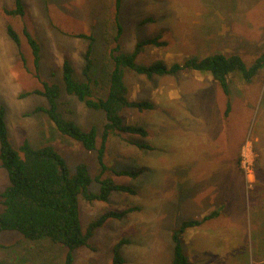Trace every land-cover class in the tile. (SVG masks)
<instances>
[{"label":"rangeland","instance_id":"374dc122","mask_svg":"<svg viewBox=\"0 0 264 264\" xmlns=\"http://www.w3.org/2000/svg\"><path fill=\"white\" fill-rule=\"evenodd\" d=\"M24 3L25 16H10L4 8L11 7L13 0H0V108L3 106L6 110L10 141L15 148L25 139L34 146L53 144L73 172L84 162L93 177L100 172L97 151L87 150L79 142L60 134L44 112L36 111L38 106L48 105L46 97L33 93L43 88L42 80L59 84L58 102L65 118L74 120L86 130L96 125L101 143L105 113L88 108L68 94L62 80L65 57L72 61L75 78L86 79L84 54L90 40L76 34L95 37L92 69L95 98L107 93L108 74L112 70L109 53L116 45L117 22L123 27L124 52L133 51L139 40L156 35L167 41L165 46H146L137 58L144 64L158 60L171 64L189 56L220 51L238 53L250 65L264 51V0H122L118 20L115 0H24ZM148 17L154 20L143 23ZM9 24L19 33L21 45L9 36ZM26 26L42 47L40 70L25 36ZM229 79L234 92V111L228 122L236 126L230 128V137L223 139L222 145L239 157V169L249 190L256 181L258 156L264 153V68L251 82L244 81L240 72L230 75ZM125 82L131 99L155 104L154 108H127L122 113L126 123L144 126L149 136L112 134L105 156L109 168L103 176L130 185L135 192L115 191L108 201H91L81 195L82 227L86 230L90 222L106 211L136 209L123 218H109L90 238L88 245L74 252L72 264H112L113 247L123 238L129 240L123 247L125 264H172L173 231L183 220L202 219L213 212L204 217L198 214L186 217V203L182 205L180 199L183 193L195 192V188L189 189L186 180H191L190 176L200 168L195 162V156L199 155L196 143L203 141L201 149L207 153L218 146L220 138L222 140L216 126L219 112L226 109L228 97L210 76L196 71L149 79L126 69ZM197 96L204 97L203 108L195 100ZM205 110L211 117L203 122V130L187 125L186 120L193 116L192 112ZM194 118L191 124L200 123L196 116ZM226 131L227 127L223 133ZM145 144L154 148H147ZM243 160L250 161V172ZM113 168L138 171V175H117ZM7 184L8 174L0 163V195ZM98 189L99 184L94 180L90 190ZM239 207L231 211L229 218L212 220L209 225L221 228L231 223L240 236L245 237L246 216ZM192 246L190 241L186 244L191 264H196L199 259ZM193 247L196 252V240ZM257 252L254 243L237 240L234 249L216 251L206 264H223L225 260L229 264H264L259 263ZM66 255L65 247L48 240L31 241L17 232L0 233V261L5 263L65 264ZM229 257L233 258L231 262Z\"/></svg>","mask_w":264,"mask_h":264},{"label":"trees","instance_id":"16d2710c","mask_svg":"<svg viewBox=\"0 0 264 264\" xmlns=\"http://www.w3.org/2000/svg\"><path fill=\"white\" fill-rule=\"evenodd\" d=\"M116 16L119 19L122 0H115ZM4 12L10 16H25L24 0H13L11 7H5ZM154 20L146 18L143 23ZM117 35L114 37L116 45L110 50L109 57L112 70L108 74V89L104 97L93 96L92 69L94 67L93 51L95 37L86 33L75 36L86 38L90 43L84 54L83 74L85 81H79L74 76V67L69 57H65L62 64V80L68 94L77 97L88 108L102 110L106 122L103 125L101 143L99 144V130L96 125L83 129L74 120L65 118L59 106L60 85L42 80V89H35L33 93L46 97L47 106H38L36 111L44 112L54 128L63 136L79 142L87 150H96L100 164V172L93 177L86 163L81 162L73 172L66 158L53 144L34 146L25 139L19 148H15L10 141L6 122V110L0 108V163L7 171L8 184L1 193L2 209L0 210V233L17 232L31 241L48 240L67 249L66 263L72 264L74 252L89 244V240L109 218H123L136 207L125 210H109L90 222L86 230L82 227L80 213V196L88 200L108 201L115 191L134 193L132 186L121 184L112 177H104L108 170L105 162L107 143L114 133L138 134L149 136V131L141 125L126 123L122 113L127 108L150 109L155 104L151 101L131 99L129 88L125 82V70L129 69L137 74L152 79L155 76L177 75L181 72H200L209 74L221 86L229 97L225 115L231 111L230 75L240 72L246 82H251L256 74L264 68V51L256 57L250 65L238 53L214 52L205 56H189L183 61L168 64L162 60L151 64L138 62V56L146 46H165L166 40L156 35L139 40L131 52H124L121 44L123 27L117 22ZM9 36L21 45V37L13 25L7 27ZM25 36L31 47L34 62L40 70L42 47L39 40L26 26ZM29 94V93H27ZM129 142L136 143L132 139ZM153 149L152 145L145 144ZM117 175L137 176L138 171L113 168ZM96 180L98 191H91V183ZM218 215L215 210L202 219H186L173 231L172 264H191L185 252L183 237L185 232L200 226L204 220ZM129 243L128 239H120L113 247L112 264H125L126 257L123 247ZM0 264H8L0 261ZM32 264H48L35 262Z\"/></svg>","mask_w":264,"mask_h":264},{"label":"crops","instance_id":"0c3cea01","mask_svg":"<svg viewBox=\"0 0 264 264\" xmlns=\"http://www.w3.org/2000/svg\"><path fill=\"white\" fill-rule=\"evenodd\" d=\"M207 75L214 81V84L220 86L211 75ZM230 89L231 111L228 116L225 115L227 109L226 104L224 112H219L216 126V131H218L219 134L218 136L222 137V140L220 138L218 146L215 149H209L207 153L201 149L204 145L203 141L196 143L197 148H199V155L195 156V162L199 164L198 166H200V168L194 175L190 176L191 180H186V184L190 185L189 189L195 188V192L194 194L190 192L183 193L180 199L182 205L186 203V217H190L191 214H198L200 217H204L212 210H220V214L207 220L196 229L187 230L184 235L183 243L185 252L192 263L193 261L188 254L186 244L190 241L194 246L195 240L198 244L196 252H194V247L192 246V251L196 259L197 257L199 259V263L196 260V264H206L207 260L210 261V259L214 257L213 255H216L214 254L216 251L222 250L224 252H229L236 247L237 240L254 243L256 251H258V256H253L261 259L259 263H264V153L258 156L256 181L253 187L248 190L245 178L239 169V157L222 145L223 139L230 137V128L234 129V126H236V123L229 124L228 122L234 111L232 107L234 92L231 88V84ZM195 100L199 101L201 103V108H203L204 97L197 96ZM191 114L193 116H189V122L188 120H186V122L189 127L196 130H203L205 127L203 122L211 117V114H208L206 110L202 113L192 112ZM195 116L196 121L200 123H195V125H193L191 123L192 120L195 119ZM226 127L227 131L223 133ZM198 140L199 139H197V141ZM208 168L211 169L207 170ZM232 204L234 207H232ZM237 205L245 212L247 222L245 237H241L237 228L231 223H228L231 226L221 228H212L211 225H209V222L212 220L222 217L229 218L232 213L231 211L235 209ZM235 213L237 212L235 211ZM205 254L208 256L204 257L203 255ZM228 259L231 262L233 258L229 257ZM226 261L227 264H229V261L225 260V262ZM225 262L223 261V264H225Z\"/></svg>","mask_w":264,"mask_h":264},{"label":"built area","instance_id":"2783aa9c","mask_svg":"<svg viewBox=\"0 0 264 264\" xmlns=\"http://www.w3.org/2000/svg\"><path fill=\"white\" fill-rule=\"evenodd\" d=\"M243 165H245L246 169L250 172L251 169H250V161L249 160H243Z\"/></svg>","mask_w":264,"mask_h":264}]
</instances>
